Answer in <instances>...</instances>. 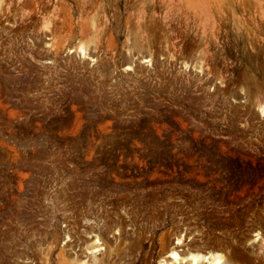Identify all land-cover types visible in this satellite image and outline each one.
I'll return each mask as SVG.
<instances>
[{
	"label": "rangeland",
	"instance_id": "374dc122",
	"mask_svg": "<svg viewBox=\"0 0 264 264\" xmlns=\"http://www.w3.org/2000/svg\"><path fill=\"white\" fill-rule=\"evenodd\" d=\"M202 254L264 264V0H0V264Z\"/></svg>",
	"mask_w": 264,
	"mask_h": 264
},
{
	"label": "bare ground",
	"instance_id": "6f19581e",
	"mask_svg": "<svg viewBox=\"0 0 264 264\" xmlns=\"http://www.w3.org/2000/svg\"><path fill=\"white\" fill-rule=\"evenodd\" d=\"M191 253V252H190ZM207 255V254H206ZM219 255V254H218ZM199 256H201V258L202 259H207V261H210V259H213V260H215V261H211V264H221L220 263V258H217V255H210L209 257H206L205 255L203 256V254L202 255H199ZM199 256L197 257V258H199ZM174 257L177 259V258H179L178 257V254H176L175 253V255H174ZM193 258H195L196 259V257L195 256H192ZM186 258V257H185ZM190 258V257H189ZM192 258H190L189 260H191ZM178 260V259H177ZM194 260V259H193ZM201 260V259H200ZM206 261V262H207ZM197 262H199V261H197Z\"/></svg>",
	"mask_w": 264,
	"mask_h": 264
}]
</instances>
